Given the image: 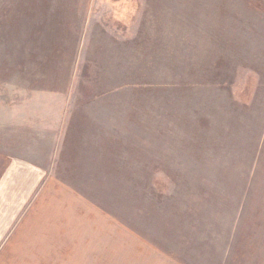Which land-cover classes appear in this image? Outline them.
<instances>
[{"label":"rangeland","instance_id":"1","mask_svg":"<svg viewBox=\"0 0 264 264\" xmlns=\"http://www.w3.org/2000/svg\"><path fill=\"white\" fill-rule=\"evenodd\" d=\"M55 92L108 101L116 176L4 264H264V0H0L5 156Z\"/></svg>","mask_w":264,"mask_h":264},{"label":"crops","instance_id":"2","mask_svg":"<svg viewBox=\"0 0 264 264\" xmlns=\"http://www.w3.org/2000/svg\"><path fill=\"white\" fill-rule=\"evenodd\" d=\"M55 93L39 111L29 105L24 121L30 134L23 139L27 144L21 142V151L8 157L0 149V264L13 257L21 233L50 231L43 227L47 216H52L53 195L63 187L61 179H73L70 193L76 203L78 194L84 193L79 191V179L116 176L117 118L111 108L112 113H107L108 101L77 106L62 102V94ZM36 112L45 115L40 122L43 128L33 121Z\"/></svg>","mask_w":264,"mask_h":264}]
</instances>
